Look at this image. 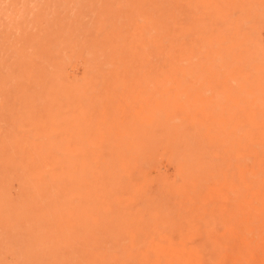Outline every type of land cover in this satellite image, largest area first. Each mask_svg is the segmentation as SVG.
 Listing matches in <instances>:
<instances>
[{
    "label": "rangeland",
    "instance_id": "obj_1",
    "mask_svg": "<svg viewBox=\"0 0 264 264\" xmlns=\"http://www.w3.org/2000/svg\"><path fill=\"white\" fill-rule=\"evenodd\" d=\"M0 264H264V0H0Z\"/></svg>",
    "mask_w": 264,
    "mask_h": 264
},
{
    "label": "bare ground",
    "instance_id": "obj_2",
    "mask_svg": "<svg viewBox=\"0 0 264 264\" xmlns=\"http://www.w3.org/2000/svg\"><path fill=\"white\" fill-rule=\"evenodd\" d=\"M177 1H178V0H177ZM175 5H176V3L174 4V7H172V8H173V11H174V12L176 11V12L178 13V12L180 11L179 9H181V6H180V5H179V6H175ZM163 12H164V11H163ZM163 12H162V13H163ZM178 16H179V15H176V16L174 15V16H173V20H170V19L168 18V19H169V22L172 23L174 20H176V21H177V20H182V18H181V19H177ZM165 19H167V18H165ZM162 20H163V17H162ZM182 21H183V20H182ZM174 24H175V22H174ZM178 26H179V24H178ZM161 258H162V257H161Z\"/></svg>",
    "mask_w": 264,
    "mask_h": 264
}]
</instances>
